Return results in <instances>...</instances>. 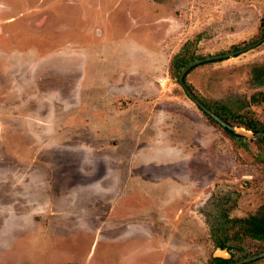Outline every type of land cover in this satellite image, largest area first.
<instances>
[{
    "label": "rangeland",
    "instance_id": "rangeland-1",
    "mask_svg": "<svg viewBox=\"0 0 264 264\" xmlns=\"http://www.w3.org/2000/svg\"><path fill=\"white\" fill-rule=\"evenodd\" d=\"M262 18L264 0H0V264H207L222 218L264 207V148L168 65L200 33L201 58L246 47ZM263 66L264 41L185 82L262 125ZM228 245L216 259L264 252Z\"/></svg>",
    "mask_w": 264,
    "mask_h": 264
},
{
    "label": "trees",
    "instance_id": "trees-1",
    "mask_svg": "<svg viewBox=\"0 0 264 264\" xmlns=\"http://www.w3.org/2000/svg\"><path fill=\"white\" fill-rule=\"evenodd\" d=\"M260 29H262L261 38L264 37V18L260 21ZM202 33L195 36L194 39L186 41L181 48L179 49L178 53L170 60L168 65V72L170 76L173 79H176L178 77V74L180 73L181 69L187 65L189 62L197 59H202L201 57L195 55L194 53V47L196 44L201 40ZM260 38V39H261ZM259 39V40H260ZM258 41V40H257ZM256 42V41H255ZM253 42V43H255ZM252 44V43H251ZM250 45V44H248ZM247 46V45H246ZM240 49V48H238ZM221 55V54H218ZM191 71V70H190ZM189 71V72H190ZM188 72V73H189ZM257 72V84L264 85V66L255 70ZM187 73V74H188ZM186 74V76H187ZM184 77V83L185 78ZM188 89L191 91L190 87L186 84ZM192 92V91H191ZM193 93V92H192ZM195 96V95H194ZM196 97V96H195ZM203 106L211 111L214 115L219 117L221 120H223L226 124H228L231 127H239L243 128L246 131L251 132L253 135L257 133H264V124L260 125V123L256 120H253L248 116V112H242L239 108H235V106H232L230 104H226L223 102L218 101H209L205 102L198 97H196ZM261 99H264V96L261 97ZM251 101L253 102H259L258 98L256 99L254 96L251 98ZM200 112L204 115V117L207 119V121L213 125L217 126L220 129H222L215 121H213L211 118H209L207 115H205L201 110ZM229 137L232 139L238 138V136L232 132H230L227 129H222ZM237 144L240 146H247L248 143L237 141ZM252 143V142H250ZM254 144L263 146L264 148V139L253 141ZM225 222L228 223V228L225 229L223 232V238L214 239L215 248H219L221 250L226 249L227 251H230V247L228 243L231 242H237L242 241L244 239H250L259 243H264V207L261 208V210L253 214L247 218H232L228 220V217H223ZM226 230H235L232 235L227 236ZM229 246V247H228ZM254 256V255H253ZM248 258L244 257L243 259ZM239 261V260H237ZM233 262H227L223 260H219L216 258H213L212 256L209 258V261L207 264H230Z\"/></svg>",
    "mask_w": 264,
    "mask_h": 264
},
{
    "label": "water",
    "instance_id": "water-1",
    "mask_svg": "<svg viewBox=\"0 0 264 264\" xmlns=\"http://www.w3.org/2000/svg\"><path fill=\"white\" fill-rule=\"evenodd\" d=\"M264 41V37H262L260 40L256 41L255 43H252L250 45H247L244 48H241L239 50L233 51V52H227L221 55H215V56H209V57H205L202 59H197V60H193L191 62H189L187 65H185L180 73L178 74L177 77V83L180 86V88L183 90V92L185 93V95L187 96V98L199 109L201 110L205 115H207L209 118H211L213 121H215L222 129H227L230 132L235 133V128L229 126L228 124H226L223 120H221L219 117H217L216 115H214L211 111H209L208 109H206L203 104L194 96V94L188 89V87L186 86V84L184 83V77L186 76V74L192 70L193 68L205 64V63H209V62H216V61H220V60H224L227 58H231V57H235L241 53H244L248 50H251L257 46H259V44H261ZM249 132V131H247ZM238 140H260V139H264V133H257V134H252L251 136H240L237 138ZM213 258H219V259H223V260H229L231 259L230 253L226 250V249H215L214 253L212 254ZM260 259H264V252L239 260L237 262L234 263H230V264H248V263H252L255 262L257 260Z\"/></svg>",
    "mask_w": 264,
    "mask_h": 264
}]
</instances>
